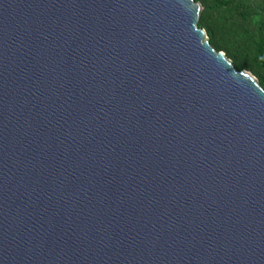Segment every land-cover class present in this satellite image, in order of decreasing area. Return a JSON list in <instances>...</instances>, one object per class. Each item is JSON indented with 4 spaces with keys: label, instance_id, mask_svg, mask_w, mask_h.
<instances>
[{
    "label": "water",
    "instance_id": "obj_1",
    "mask_svg": "<svg viewBox=\"0 0 264 264\" xmlns=\"http://www.w3.org/2000/svg\"><path fill=\"white\" fill-rule=\"evenodd\" d=\"M195 0H0V264H264V89Z\"/></svg>",
    "mask_w": 264,
    "mask_h": 264
},
{
    "label": "trees",
    "instance_id": "obj_2",
    "mask_svg": "<svg viewBox=\"0 0 264 264\" xmlns=\"http://www.w3.org/2000/svg\"><path fill=\"white\" fill-rule=\"evenodd\" d=\"M203 6L199 27L237 71L251 72L264 89V0H195Z\"/></svg>",
    "mask_w": 264,
    "mask_h": 264
}]
</instances>
